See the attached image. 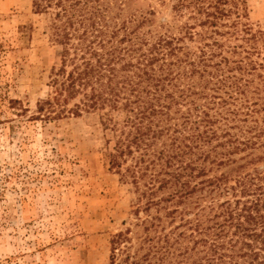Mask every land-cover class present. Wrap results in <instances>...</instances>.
<instances>
[{
  "label": "trees",
  "instance_id": "1",
  "mask_svg": "<svg viewBox=\"0 0 264 264\" xmlns=\"http://www.w3.org/2000/svg\"><path fill=\"white\" fill-rule=\"evenodd\" d=\"M31 7L60 47L31 117L98 113L135 195L108 264H264V31L247 1Z\"/></svg>",
  "mask_w": 264,
  "mask_h": 264
},
{
  "label": "rangeland",
  "instance_id": "2",
  "mask_svg": "<svg viewBox=\"0 0 264 264\" xmlns=\"http://www.w3.org/2000/svg\"><path fill=\"white\" fill-rule=\"evenodd\" d=\"M246 1L264 31V0ZM45 22L31 0H0V264H108L135 195L108 170L98 113L31 117L59 63Z\"/></svg>",
  "mask_w": 264,
  "mask_h": 264
}]
</instances>
